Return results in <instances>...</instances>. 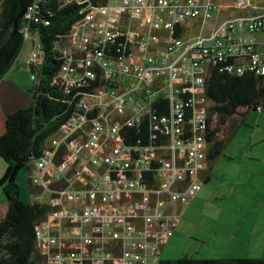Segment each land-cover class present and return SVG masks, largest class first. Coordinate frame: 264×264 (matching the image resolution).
<instances>
[{
	"label": "built area",
	"instance_id": "1",
	"mask_svg": "<svg viewBox=\"0 0 264 264\" xmlns=\"http://www.w3.org/2000/svg\"><path fill=\"white\" fill-rule=\"evenodd\" d=\"M39 1L24 14L25 41ZM74 2L80 18L54 46L51 84L96 85L73 95L74 111L32 160L30 203L49 207L36 253L41 264H159L206 168V76L264 79V0H234L221 21L216 0L60 1ZM140 127L124 143L123 130ZM61 148L68 157L56 163Z\"/></svg>",
	"mask_w": 264,
	"mask_h": 264
},
{
	"label": "trees",
	"instance_id": "2",
	"mask_svg": "<svg viewBox=\"0 0 264 264\" xmlns=\"http://www.w3.org/2000/svg\"><path fill=\"white\" fill-rule=\"evenodd\" d=\"M60 1L40 0L36 5L39 22H29V30L39 42L40 67L30 66V71L37 76L31 89L32 100L27 108L6 117V131L0 136V158L6 164L0 178L6 203L4 214L0 215V264H41L42 260L36 253L34 228L45 218L49 207L21 200L16 177L21 169L31 173L32 160L44 154L46 140L70 117L75 104L74 101L70 103L73 95L83 90L90 91L96 85V82L90 81H86L82 88L64 82L51 84L60 66L54 46L80 18L79 11L83 7L75 2L62 6ZM85 1L99 5L105 4L106 0ZM33 4L34 0H0V80L23 49L27 23L20 12ZM202 95L209 101V129L205 137L207 168L210 169L224 155L230 138L248 113L264 106V79L250 73L230 75L210 69ZM166 105L164 102L162 106L157 104L161 114L167 113ZM242 109H245L244 112ZM139 132L141 127L125 128L122 132L124 143H130L125 133L137 139ZM67 157L64 148H61L54 161L60 163ZM50 186L58 189L65 185ZM159 264H264V258L203 260L185 256L177 260H161Z\"/></svg>",
	"mask_w": 264,
	"mask_h": 264
},
{
	"label": "rangeland",
	"instance_id": "3",
	"mask_svg": "<svg viewBox=\"0 0 264 264\" xmlns=\"http://www.w3.org/2000/svg\"><path fill=\"white\" fill-rule=\"evenodd\" d=\"M220 3L230 9L234 0ZM25 56H32L28 45ZM0 165L1 178L6 170L1 158ZM29 174L21 169L16 177L25 202L31 200ZM209 179L205 183L199 176L201 191L190 200L196 199L180 227L172 230L176 232L162 247L160 260L264 258V114L248 113L210 168Z\"/></svg>",
	"mask_w": 264,
	"mask_h": 264
},
{
	"label": "crops",
	"instance_id": "4",
	"mask_svg": "<svg viewBox=\"0 0 264 264\" xmlns=\"http://www.w3.org/2000/svg\"><path fill=\"white\" fill-rule=\"evenodd\" d=\"M216 1L219 3L221 9V12L219 13L218 21H221L222 19H225L226 17H229L235 13L234 10L227 9L229 5L227 6H225L224 4L221 5L220 0H216ZM35 37L36 36H34L33 34L30 40L24 42L23 49L19 54L17 60L11 66V68L6 73V75L0 80V136H2L6 131V127H5L6 117L20 109L27 108L31 103L32 100L31 89L33 88L35 82L31 81L30 79L27 63L31 61L32 66L37 68L40 67V59L38 57V49H37L39 42L38 39L37 42L33 41ZM26 44L28 45L29 49H32L31 58H29L28 56H25L24 58L21 57L25 46H27ZM57 131L50 137H56L58 134ZM207 165L208 162L206 163V168L203 171H201L199 174L201 181L205 183L210 180L209 179L210 169L207 168ZM31 189L32 188H30L29 195H31ZM200 191L201 190H199V193ZM195 200L196 199H193L187 206L182 208V210L180 211L181 216L179 217V222L175 227V230L176 228L180 227V224H182L181 218L185 217L186 214H188V211H186V209H188V207H190ZM5 204H6L5 199L0 198V215L4 214L6 207ZM173 232L175 233L176 231ZM169 240L167 241V243L169 242Z\"/></svg>",
	"mask_w": 264,
	"mask_h": 264
},
{
	"label": "water",
	"instance_id": "5",
	"mask_svg": "<svg viewBox=\"0 0 264 264\" xmlns=\"http://www.w3.org/2000/svg\"><path fill=\"white\" fill-rule=\"evenodd\" d=\"M25 12H26V9L25 8L22 9V11L20 12V16L23 17ZM16 31H17V23H15V25H14V32H16Z\"/></svg>",
	"mask_w": 264,
	"mask_h": 264
},
{
	"label": "clouds",
	"instance_id": "6",
	"mask_svg": "<svg viewBox=\"0 0 264 264\" xmlns=\"http://www.w3.org/2000/svg\"><path fill=\"white\" fill-rule=\"evenodd\" d=\"M36 82V81H35Z\"/></svg>",
	"mask_w": 264,
	"mask_h": 264
}]
</instances>
